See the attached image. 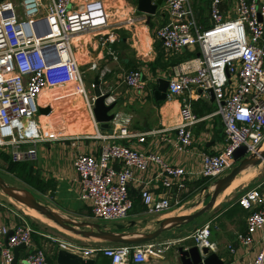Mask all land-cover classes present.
<instances>
[{"label": "built area", "instance_id": "2783aa9c", "mask_svg": "<svg viewBox=\"0 0 264 264\" xmlns=\"http://www.w3.org/2000/svg\"><path fill=\"white\" fill-rule=\"evenodd\" d=\"M221 1H208V20L204 24L192 0H163L167 19L155 31L166 53L184 46H194L198 52L172 64L165 74L167 96L179 97L180 119L173 127L136 132L128 128L130 115L114 110L110 120L116 127L109 133H99L107 140L98 151H79L75 155L79 196L87 202L94 220L100 218V222L108 223L129 213L134 202L130 191L133 180L144 210L159 214L186 200L194 178L208 182L226 172L235 162L233 150L237 145L245 144V153L262 147L264 0H235L233 9L227 12ZM108 26L109 13L103 0H0V148L8 150L11 160H35L38 141L65 136L58 134L49 116L40 115L39 94L51 83H75L91 120L98 123L92 110L95 95L82 77L73 37L85 31L96 32L103 55L116 59L119 53L111 44ZM64 50L69 53L66 59L61 56ZM90 67L98 68L101 80L110 70L107 63L97 60H91ZM122 81L143 88V69L136 66L125 70ZM209 88L215 106L208 114L220 116L224 144L217 151L203 150L198 170L171 163L154 151L140 150L120 139L137 135L138 140H143L148 132L160 131L174 147L187 149L193 141L192 125L202 117L193 110L191 94L200 89L209 97ZM106 91L104 102L115 101L113 87L102 88V92ZM52 112L50 104L46 113ZM44 120L49 125L46 128ZM170 129L172 133L167 132ZM151 164H156L157 169L147 182L141 174ZM136 171L141 174L136 175ZM235 200L247 213L245 227L236 230L234 241L228 244L230 252L235 251L236 243L250 242L254 231L264 224V177L242 185ZM211 226V218L206 219L189 234L193 243L216 251L218 244L210 237ZM33 231L34 226L24 214L10 224L0 222V238L8 233L5 242L0 240V264L15 263L13 247L21 242L27 247L25 264H50L46 245L32 244ZM49 236L58 248L82 255L100 250L109 257L110 264L158 259L169 241L152 238L138 243L112 241L84 247L74 240ZM245 264H264V234L260 249Z\"/></svg>", "mask_w": 264, "mask_h": 264}, {"label": "crops", "instance_id": "0c3cea01", "mask_svg": "<svg viewBox=\"0 0 264 264\" xmlns=\"http://www.w3.org/2000/svg\"><path fill=\"white\" fill-rule=\"evenodd\" d=\"M103 1L108 10L110 7L109 3H111L112 0ZM115 1L117 2L119 0ZM208 1L209 0H199L196 5L193 4L196 8L198 16L201 15L205 17V20H208ZM192 3L194 2L192 1ZM234 4L235 0L221 1V5L226 12L227 10H232ZM158 6L160 7V12L155 14V11L151 15L149 21L146 19V13L143 12L145 17L144 22L136 23L133 21L130 23L134 29L130 35L120 34L119 29H110L108 26L106 31L109 33V37L112 40V46L118 50V58L115 59L108 55H103V49L101 47L98 48V50L92 49L91 52L92 55H94V57L91 59L98 61L100 60V63H107L110 66V70L107 72L105 79L101 80V86L102 88L113 87L115 90L116 100L112 110L119 111L122 114L130 115L128 128L131 131L136 132L151 128H161L162 126L173 127L179 122L180 119V101L178 96H166V99L164 100L157 99L154 96V88L156 87L158 77L165 76L166 72L170 70L172 65L155 64L153 67L151 64V62L154 61L158 55V49H163L161 41L155 35L156 27L167 19V10L163 0H161ZM108 13L110 25L112 21L110 19V14L113 15L114 11H111L110 13L109 9ZM94 33L96 34L94 31H85L79 33L81 35H91L89 36L88 40L87 38L82 39L80 47L84 46L88 49L90 46L94 45V47L97 48L98 40L97 35L94 37ZM79 34L75 35L73 38L76 39V37H79ZM194 49H196L194 46H184L174 54H181L183 57L181 60H184V57L189 58L193 56L188 55L187 52L193 51ZM81 54L82 50H78L77 55L79 58L81 57ZM170 55L172 54L167 55L164 52V57ZM64 58H67L66 54H64ZM134 65H138L143 69V78L145 81V86L143 88L129 86L122 81V74L124 71L130 69ZM64 85L66 86L62 89H52L62 92V94H60V96L63 95L61 100L56 99L52 101L53 99L48 98L47 95L46 99L41 97V92L38 99H46L49 101L53 111L55 109L56 116L64 115L67 111L79 109L82 106L86 113V118H77V120L80 121L79 123H81V126L78 124L74 130L66 131L67 129L63 130L59 128L58 134L65 135L64 137L60 136L58 138L42 139L38 141V156L31 162L33 165V171L41 175L44 180H49V182L53 184L54 198L52 201L54 202L55 206L64 211H80L83 212L84 215H90V209L87 202L79 196L81 186L79 179L77 178L73 160L79 151L97 152L102 142L107 140L102 138L99 133H109L114 127H116V125L112 120L109 121L108 126L101 125L99 121L97 124H95L91 120L84 102L81 100V94L75 88V83L67 82L58 86ZM87 87L90 91H93L91 82H89ZM79 97L82 104L79 101ZM191 104L193 110L202 117L192 125L193 141L190 147L187 149H177L168 140H166L164 136H161L163 134H161L160 131L148 132L143 140H138L137 135H131L120 139L130 143L140 150L154 151L171 163L181 164L188 169L196 171L199 169L202 163V151H217L224 144V134L220 116L216 113L208 114L215 106V102L211 96H204L200 89H198L191 94ZM43 123L44 128L49 126L45 120ZM172 131L173 129H170L167 132L172 133ZM108 139L110 140L112 138ZM0 149H3L5 153L9 155L7 152L8 150L5 149V147H1ZM156 169L157 165L151 164L145 173L141 174L140 171H136L135 174H141L143 179L149 182L150 178L155 174ZM260 178L263 177L256 178L255 180ZM243 179L246 180L245 175L229 186L218 197L216 202L222 199L224 195L231 191L234 186L242 182ZM199 180L200 179L198 178H194L191 181L193 185L190 187L186 197L192 190L207 183V181L199 182ZM153 183L155 184L156 181ZM245 184H247V182ZM137 186V183L133 180L130 184V191L134 197V204L129 211V219L123 220L121 222L128 223L131 220L133 221L125 227V229L128 230H149L154 228L158 223V219L168 212L165 211L155 215H148V213L144 210L143 203L140 200ZM155 189L159 190L160 187H155ZM47 190L50 192V186L45 189V191ZM239 190L240 188H237L236 192L231 194V198L223 202L221 208L206 218H211L212 226L210 237L218 244L216 252L223 259V264H245L247 260L253 257V255L260 249L261 239L264 234L263 224L254 231L253 238L250 242L246 244L236 243L235 251L230 252L228 244L234 241L236 230H241L245 227V216L247 210L235 200L236 194L239 192ZM16 205L18 204H16L14 200L0 196V222L10 224L19 219V215L23 214V212H21ZM191 223L195 222H188V224L172 226L163 230L160 235L155 237L158 240H169L162 251L163 255L158 259L149 258L146 260V262H128L126 264H168V259H171V257L175 255L178 244L188 245L192 243V238L189 234L192 231ZM138 226H140V228H138ZM50 229H58L59 231L61 228H55V226H51L50 224L49 226L35 225L34 231L32 232V244L46 245L50 254L48 257L52 259V264H58L56 262V251L58 247L57 242L53 240L49 234L66 239L69 238L70 240H74L84 247L105 244L103 242L104 240L96 236H90L93 238H88L89 236H86V239H89L90 241L86 242V240L83 241L77 239V233L70 234V232H67V230L66 232H63L65 230L53 232ZM0 240L1 242H5V235L1 236ZM26 249L27 247L24 245L18 246L16 248L17 259L13 264H25L24 257ZM83 256L94 257V264H110L109 257L103 254L100 250H94L92 253Z\"/></svg>", "mask_w": 264, "mask_h": 264}, {"label": "water", "instance_id": "95a60500", "mask_svg": "<svg viewBox=\"0 0 264 264\" xmlns=\"http://www.w3.org/2000/svg\"><path fill=\"white\" fill-rule=\"evenodd\" d=\"M161 0H136V8L146 13L147 21L156 11V8ZM261 19V16H259ZM198 53V52H197ZM95 95L94 104L92 107L95 118L103 126H108L110 119L113 116L112 107L115 101L110 103L104 102V97L108 93L102 92L101 79L98 76V68H94V75L90 78ZM168 77L160 76L156 87L154 88V96L157 99H166L167 96ZM210 96L213 98V91L209 88ZM40 115L46 113L50 108V103L47 100L38 99ZM246 145L241 143L233 150L235 163L223 174L217 176L213 181L212 191L205 192L208 196L204 204L193 211L169 214L158 219L157 225L149 230L137 231L126 230L125 227L133 222L128 223L121 221L114 222L116 228L103 227V223L98 220L76 219L68 216L64 211L51 206L50 204L40 200L34 192L26 187L9 183L2 174H0V190L14 197L15 199L25 203L27 206L33 207L46 217L52 219L64 229L70 230L82 236H96L100 239H105L110 242H128L138 243L157 237L160 233L172 226L181 225L192 221L195 222L197 217L212 207L216 202L218 194L240 173L242 169L251 164H259L264 161V147L257 151H249L245 153ZM208 186L204 184L202 188ZM88 225L89 227H85ZM125 229V230H124ZM10 232V231H9ZM5 235V241L7 240ZM24 245L23 242L14 246V262H16V248ZM56 262L58 264H94V257H84L78 252L59 247L56 251ZM168 264H223V259L214 250H209L207 246H198L196 243L188 245L178 244L176 253L171 259H168Z\"/></svg>", "mask_w": 264, "mask_h": 264}, {"label": "rangeland", "instance_id": "374dc122", "mask_svg": "<svg viewBox=\"0 0 264 264\" xmlns=\"http://www.w3.org/2000/svg\"><path fill=\"white\" fill-rule=\"evenodd\" d=\"M192 1L194 2L193 4L196 5L199 0H192ZM112 2L109 3L110 4V7H109L110 13H111V11H114L113 15L110 14V17H111L110 19L112 20L111 24L109 25L110 29L116 28V29H119L120 34L130 35L132 33V30H134L133 27L130 25V23H132L133 21H135L136 23L144 22V19H145L144 15H143L144 13L136 8V0H119L117 2L115 0H112ZM159 8L160 7L158 6L155 14H158L160 12ZM204 11H205V9H204ZM207 12H208V9H207ZM126 28L127 29L129 28V29L127 30ZM95 35L96 34L94 33V37H95ZM78 36L79 37H76V39L74 38L73 43L75 45L74 48H75L76 56H77L78 60H80V62H81L80 69H81L82 77L84 79L85 84L88 86L89 82H91L89 77H92L94 75V68L90 67L91 60H93L91 58L94 57V55H92L91 52H92V49L98 50V48H100V44L98 42L97 48H95L94 45L90 46L88 49L84 46L80 47V45L82 43V39L87 38V40H88L89 36H91V35L79 34ZM78 50H82V54H81L80 58L77 55ZM119 59H121V58H119ZM75 86H76L75 88L78 90V86L76 84H75ZM56 91L51 89V90H48V92H47L48 98H52L53 99L52 101H54L56 99H58V100L62 99L63 95L60 96V94H62V92L61 91L58 92V90H56ZM81 104H82V102H81ZM59 106H61V105H59ZM263 144H264V139H263ZM263 147H264V145H263ZM4 154H5V151L3 149H0V174H2L4 176V178L9 183L16 184L19 186H26V187L30 188L40 200L50 204L51 206H53L56 209L61 210L60 208L55 206L54 202L52 201L54 198L53 197V186H50V192L48 190L45 191L44 188H42L43 184L37 180L38 177H39V179L42 180L43 179L42 176L35 173V172H33V175L31 178L33 180H36L37 183H39L40 185H39V187L33 186V184H31V182L26 181L24 179L25 173L18 175V173H16L15 171H11L8 169V161H7L6 157H4ZM250 169L253 172V176L242 181V182H240L236 186H234L232 188V190L229 191L228 193H226L222 199H220L218 202H215L213 207H210L205 212H203L201 215H199V217L197 218V221H195V223H191L192 224V226H191L192 230L197 225H199L202 221H204L207 217H209L213 212H215L216 210L221 208L223 202L225 200H229L231 198V194L236 192L237 188L241 189L242 185L245 184L246 182L248 184H251L254 182V180L256 178L264 177V161L257 164V166L254 165ZM215 178L216 177L212 178L211 180H209L207 182L208 186H206L204 188H202V186H201V187H198V188L192 190L187 195L186 200L183 203H181L180 205L174 206L172 208H169L167 210L168 213L165 214L164 216L169 215V214H175V213L190 212V211H193L196 208L202 206L208 198V196L205 195V192H207L208 190L212 191L213 182H214L213 180ZM43 181H44V179H43ZM46 183L48 184V182H46ZM0 196L3 198H10L11 200H14L16 202V204H18V205H16L18 207V209L21 212H23L25 217L32 223L33 226H35V225L49 226V224H50L51 226H55V228H60L54 222H52L48 219H45L43 217L41 218V216H37L34 212H32V210L27 208L23 204V202H21V201L15 199L14 197L2 192V190H0ZM62 211H64V210H62ZM64 213H66L68 216H71L73 218L80 219V220H82V219L93 220V218L90 215H84L83 212H80V211H76V212L64 211ZM70 213H74V214H70ZM77 213H79V214H77ZM155 214L156 213H148V215H155ZM129 217H130V214L128 213L127 215H125L123 217L111 219L108 221V223H103V227L116 228L114 226V222L127 220V219H129ZM97 220L100 221V218ZM183 224H188V222L183 223ZM85 227H89V226L86 225ZM138 228H140V226H138ZM50 230H52L53 232L54 231L60 232V230H65L63 232H66L67 229L63 228V229H59V231H58V229H50ZM126 230H128V229H126ZM137 231H140V230H137ZM67 232H70V234H76L70 230H67ZM65 234H67V233H65ZM86 238H87L86 236H82L81 234H77V239L83 240V241L86 240V242H90L89 239H86ZM88 238H93V237L89 236ZM102 240H104L103 241L104 243L110 242V241L105 240V239H102ZM53 249H54V246H53Z\"/></svg>", "mask_w": 264, "mask_h": 264}, {"label": "bare ground", "instance_id": "6f19581e", "mask_svg": "<svg viewBox=\"0 0 264 264\" xmlns=\"http://www.w3.org/2000/svg\"><path fill=\"white\" fill-rule=\"evenodd\" d=\"M77 35V34H76ZM143 40V39H142ZM64 54H66V57L68 56V51L67 50H64L62 51V54L61 56L64 58ZM69 84V83H68ZM66 84V85H68ZM66 85L64 86H58V85H52V83L50 85H48L47 87L43 88L41 90V97H44L46 98V95H47V91L49 89H62L63 87H65ZM43 98V99H44ZM47 99V98H46ZM45 99V100H46ZM82 102H83V99L81 98ZM79 101H80V97H79ZM50 118V120H52V124L54 123L57 128H61L63 130H74L78 124H80L81 126V123H79L80 121L77 120V118H86V113L83 109V107L81 106V108L79 109H73V110H70V111H67L64 115H61V116H56V113H55V109L54 111L52 112V114H47V113H44L43 115H41V117L43 118H46L48 117ZM79 116V117H78ZM263 142H262V148H263ZM255 164H251V165H248L246 166L244 169H242L240 171L239 174H237L233 180L218 194L217 198H216V201L218 199V197L229 187L231 186L235 181H237L239 178L243 177L245 175L246 179L250 178L253 176V172L252 170L250 169L251 167H253ZM257 166V165H256ZM244 181V179H243ZM239 184V183H238ZM27 208H29L30 210H32V212H34L37 216H41V218H45V219H48L52 222H54L58 227H60L61 229H63L62 226H60L59 224H57L55 221H53L52 219L46 217L45 215H43L42 213H40L38 210H36L35 208L33 207H30V206H27L25 203H23Z\"/></svg>", "mask_w": 264, "mask_h": 264}, {"label": "trees", "instance_id": "16d2710c", "mask_svg": "<svg viewBox=\"0 0 264 264\" xmlns=\"http://www.w3.org/2000/svg\"><path fill=\"white\" fill-rule=\"evenodd\" d=\"M199 19H200V21L202 23H204V24L207 23V20H205V17L199 15ZM163 49L162 50L158 49V55L156 56L155 60L151 62V64H152L153 67L155 66V64H160V65L174 64V63L180 61L181 59H183V57L181 56V54L180 55H176V54H174L175 52L170 53V54H172L170 56L164 57V52L166 53V51H165V49L164 50ZM196 50L197 49H194L193 51H188L187 54L192 56V55H194L196 53ZM166 54L169 55L168 53H166ZM184 58H186V57H184ZM136 66H138V65H134L131 68L136 67ZM8 156L9 155H7V153L4 154V157H6V159L8 161V169L11 170V171H15L16 173H18V175H21V174L25 173L24 174V179L26 181L31 182V184H33V186L39 187L40 184L37 183L36 180H33L31 178L32 175H33V172H34L33 171L32 162L29 161V160L13 161ZM37 180L43 184L42 185L43 186L42 188H44V190L47 187H49V186H53V184L51 182H49V180H44L43 181V179L41 180V179H39V177L37 178ZM46 182H48V184ZM199 182H205V181H204L203 178H201L199 180ZM133 204H134V202H133ZM190 222H192V221H190ZM48 259H49V263L52 264V259L50 257H48Z\"/></svg>", "mask_w": 264, "mask_h": 264}]
</instances>
